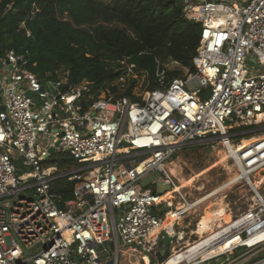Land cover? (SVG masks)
Instances as JSON below:
<instances>
[{"label":"built area","instance_id":"1","mask_svg":"<svg viewBox=\"0 0 264 264\" xmlns=\"http://www.w3.org/2000/svg\"><path fill=\"white\" fill-rule=\"evenodd\" d=\"M180 1L184 16L202 27L196 71L169 79L157 61L159 85L148 89L149 73L121 61L123 72L112 85L130 80L137 86L143 77L146 89L135 94L141 100L116 98L109 87L97 94L88 80L72 82L69 71L42 81L15 50L0 57V264H104L101 256L115 246L111 259L117 264L120 243L157 255L171 234L164 227L169 212L177 222L214 192L190 201L167 169L173 154L191 143L218 141L231 148L229 157L251 179L264 171V0ZM251 61L263 69L255 72ZM251 133L259 134L238 140ZM58 151L78 165L59 170L43 164ZM17 162L29 168L21 176ZM154 169L172 186L174 209L162 194L141 186ZM63 178L78 182L74 198L61 206L53 184ZM242 180L253 191L249 208L207 248L178 264L223 256L222 264H234L264 250V194L246 176ZM165 206L164 219L157 209ZM220 243L229 245L203 256Z\"/></svg>","mask_w":264,"mask_h":264},{"label":"trees","instance_id":"2","mask_svg":"<svg viewBox=\"0 0 264 264\" xmlns=\"http://www.w3.org/2000/svg\"><path fill=\"white\" fill-rule=\"evenodd\" d=\"M201 35V25L184 16L180 0H0V57L15 50L26 55L29 69L42 81L69 71L72 82L88 80L97 94L109 87L116 98L141 100L132 95L130 80L123 87L112 85L123 72L121 61L147 71V88L154 89L157 61L169 79L196 71L193 58ZM172 62L177 65L168 68ZM54 161L61 168L78 165L72 157ZM77 182L63 178L53 184L61 206L74 198Z\"/></svg>","mask_w":264,"mask_h":264},{"label":"rangeland","instance_id":"3","mask_svg":"<svg viewBox=\"0 0 264 264\" xmlns=\"http://www.w3.org/2000/svg\"><path fill=\"white\" fill-rule=\"evenodd\" d=\"M249 64L251 69L255 70V72L257 68L263 69L261 65H256V63L253 61H251ZM167 66H170V63H168ZM171 67L173 68L174 66L172 65ZM138 79L140 82L132 89V95H140L146 89L144 78L140 77ZM125 89L126 88H123V91H125ZM28 95L33 96V93L29 92ZM236 128L244 129V127H242L241 125H237ZM258 134L259 133L247 134L244 137L238 138V140H245ZM223 150L224 152H222ZM223 154L228 155L227 150L218 141L191 143L179 149L173 154V156L167 163V169L169 171L171 168L175 169L177 175H174V177L178 183L181 182L182 178L184 181L186 179L187 183H180L183 186V193H185L190 201H194L213 192L239 171L234 160L229 157L225 159V157H223ZM67 158H71L68 153L64 151H58L57 155L51 156L49 158V163H47L46 165L56 166L59 170H62L63 168H61L54 160ZM16 164L18 168V174L20 176L22 175L21 171H27L29 169L28 167L23 166L21 162H17ZM163 178L164 174L154 169L141 179L140 184L144 190H152L153 192L162 194L165 197L166 201L171 204L172 209H174V205L177 203L176 198L172 194H170L169 196L167 194L171 190L172 186L165 184ZM260 187L261 192L264 194V184H262ZM220 196L224 198V202L228 206L232 217H234L243 210L249 208L253 200V191L245 180H241L240 182L230 185L219 192L216 196H214V198L211 197L190 210L186 214V216L183 217L185 222H190L192 224V227L197 229L198 221L204 214L208 204L212 201H215L216 198H220ZM178 201L180 200L178 199ZM157 214L162 216L164 219L168 216L166 211L160 208L157 209ZM168 227L170 229V224L168 225ZM176 229L180 228L176 227ZM171 230L172 229H170V231ZM198 239H200V235L192 236V243ZM171 241L175 243V238L166 239L165 244L171 246ZM184 248L185 247L183 241H180L179 244L177 242L178 250H184ZM116 250L117 249L115 246L112 250V258L116 257ZM244 250L245 249H241L233 256H238V254ZM168 252L170 255L173 254L170 253V250ZM118 255L119 261H117V264H145V262L143 261L144 253H140L138 251L135 252L133 249H131L127 245H124L123 243H120ZM148 256L151 259V262L153 261V259L155 260V255L153 253L148 254ZM101 259V262L105 264V260L107 258L105 256H101ZM263 259L264 252L256 256L254 258V261L259 262ZM145 261L146 264H148V258L145 257ZM159 261L157 260V264L159 263ZM159 264H162V262L160 261ZM211 264H214V262H211Z\"/></svg>","mask_w":264,"mask_h":264},{"label":"bare ground","instance_id":"4","mask_svg":"<svg viewBox=\"0 0 264 264\" xmlns=\"http://www.w3.org/2000/svg\"><path fill=\"white\" fill-rule=\"evenodd\" d=\"M227 150H228L227 151L228 155L223 154L224 155L223 157H225V159H227L229 157V152H231V148L228 147ZM222 152H224V150ZM235 160H236V163L239 164V161H238L236 156H235ZM239 166H240V164H239ZM240 168H241L242 173H240V171L235 173L231 178H229V180L227 182H225L219 188L215 189L214 192L211 195H209L207 198H211V197L214 198V196H216L219 192H221L222 190H224L228 186L233 185L237 182H240L244 176H246L248 178V180H250L253 187L258 191L259 187L262 184H264V171L261 173L259 171L256 175H254L255 178L251 179L252 177L248 176L247 173H245L242 170L241 166H240ZM170 172L172 173V175H177V172L173 168L170 169ZM180 183H187V181H186V179L184 181L182 178ZM181 187H183V186L181 185ZM167 194H168V196L170 195V193H167ZM163 199H165L164 196H163ZM223 199L224 198L220 196V198H217L215 201L210 202L209 205L206 207V209H205L206 215L204 218L200 219V223H199V226L197 228V232L200 235V240L196 241L194 243L188 244L186 249H184L182 251L175 252L172 256H170L165 261L164 264H178L181 261H183L184 259H190L195 254L200 252V250L202 248H207L216 238L220 237L224 233V231L227 229L228 225H230L233 222V219H232V214L229 211L228 206L226 205V203L224 202ZM172 224L173 223H171L170 225H172ZM164 227H167V219L164 222ZM206 234L208 236L204 237ZM262 237L263 236H259L256 239H261ZM202 238H205V239L202 240ZM252 241L253 240H251L250 242H252ZM228 245H229V243L228 244L220 243L219 245H215V246L205 250L203 252V256L208 257V256L212 255L213 253L222 251L225 248H227Z\"/></svg>","mask_w":264,"mask_h":264},{"label":"crops","instance_id":"5","mask_svg":"<svg viewBox=\"0 0 264 264\" xmlns=\"http://www.w3.org/2000/svg\"><path fill=\"white\" fill-rule=\"evenodd\" d=\"M168 215L169 216L167 217V228H168L169 232H171V234L167 235L166 239L175 238V243H173V241H171V246L170 245H166L165 244L166 239L161 243V247L159 248L157 255H155V264H157V260L159 261L160 257L163 256L164 254H166L169 250H170V253L176 252L178 250L177 249V242L179 244L180 241H183L184 247L186 248L188 246V244L192 243V236L199 235V233L197 232V229L193 228L192 224L190 222L186 223L183 218H180L177 222H175L178 219V216H177V214L174 211H170ZM205 215H206V211L201 216V218H204ZM171 223H173V224L170 225V229H172L170 231L168 225L171 224ZM199 223H200V220L198 221L197 228L199 226ZM176 227H179L180 229H176ZM207 236L208 235L206 234L204 237H207ZM203 239H205V238H202V240ZM199 240L200 239H198L197 241H199ZM263 252H264V250L256 253L255 255H249V256H247V257H245L243 259H240L237 263H234V264H256L258 262L254 261V258L256 256L260 255ZM103 256H105L107 258L105 260L107 262L106 264H108L109 261L113 260V259H111L112 258V254L111 255L106 254V255H103ZM145 257L148 258V264H152L151 259L149 258V256L148 255H143V261L145 262V264H146ZM230 257H234V256H230ZM224 261H225V258L223 256V257H220L218 259H215V260H212L210 262H207L205 264H211V262H214V264H222V263H224ZM159 263H160V261H159Z\"/></svg>","mask_w":264,"mask_h":264},{"label":"water","instance_id":"6","mask_svg":"<svg viewBox=\"0 0 264 264\" xmlns=\"http://www.w3.org/2000/svg\"><path fill=\"white\" fill-rule=\"evenodd\" d=\"M5 70H6V69H5ZM43 90H44V88H43ZM35 101H36V99L33 98V99H32V107H34V106L36 105V104H35ZM52 152H53V151H52ZM163 210H164V211H167V210H168V207L165 206ZM81 261H82V259L80 258V259H79V262H81ZM108 264H113V260L109 261Z\"/></svg>","mask_w":264,"mask_h":264}]
</instances>
